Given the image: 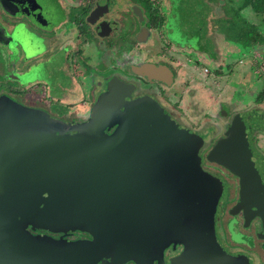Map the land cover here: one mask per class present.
<instances>
[{"label": "water", "instance_id": "water-1", "mask_svg": "<svg viewBox=\"0 0 264 264\" xmlns=\"http://www.w3.org/2000/svg\"><path fill=\"white\" fill-rule=\"evenodd\" d=\"M109 90L82 121L0 100V264H123L126 255L151 264L153 241L157 264L169 243L182 245L171 264H245L217 236L219 191L201 168L196 136L153 99L132 100L119 82ZM239 137L228 125L207 158L237 177L230 213L241 211L245 228L259 218L264 240V179ZM152 229L158 238H144Z\"/></svg>", "mask_w": 264, "mask_h": 264}, {"label": "flooded vegetation", "instance_id": "flooded-vegetation-1", "mask_svg": "<svg viewBox=\"0 0 264 264\" xmlns=\"http://www.w3.org/2000/svg\"><path fill=\"white\" fill-rule=\"evenodd\" d=\"M199 1L205 9H199L194 0H0V100L12 99L66 121H82L99 96L109 93V85L119 82L132 100L153 99L189 131L208 127L209 139L199 142L201 168L206 174L225 175L229 185H236V191L229 193L231 200L222 204L219 222L232 224L235 236L253 240L249 247L232 240L230 233L229 248L222 245L245 264H264V240L257 236L259 218L245 228L241 211L230 213L238 200L237 177L207 158L228 125L238 138L244 132L241 124L246 131L250 129L241 117L246 109L264 111V0ZM183 14L187 21L179 19ZM181 33L187 34V41ZM229 33L232 43L243 42L253 53L245 60L228 61V71L223 73L217 70L223 62L219 44L232 41ZM206 59L220 66L210 72L203 66ZM224 77L235 82V87L243 84L244 90L253 92L252 100L234 99ZM252 129L248 148L264 157V127ZM241 139L245 142L243 135ZM144 196L148 201L149 195ZM220 198L219 191L216 213ZM216 224L217 216L215 228ZM30 231L61 241L91 239L82 231ZM153 231L144 238H158ZM143 244L150 249L151 243ZM154 247L153 241L146 253L158 257ZM181 250L182 245L169 243L163 264H171L170 258ZM126 256L123 264H136L131 255ZM146 257L157 264L153 256Z\"/></svg>", "mask_w": 264, "mask_h": 264}, {"label": "rangeland", "instance_id": "rangeland-1", "mask_svg": "<svg viewBox=\"0 0 264 264\" xmlns=\"http://www.w3.org/2000/svg\"><path fill=\"white\" fill-rule=\"evenodd\" d=\"M194 3L199 9L204 8L201 1L194 0ZM65 8L67 10H69L67 8V6ZM183 17H184V14H183L182 18H179V19L182 21H187L186 18H183ZM184 25H185V23H181V25H180L181 28L185 29ZM177 28H178V26H177ZM178 29H180V28H178ZM181 34H182L181 35L182 39L187 41V37H186L187 34L186 33H181ZM223 36H225V35H223ZM223 36H222V39H223ZM228 38L232 41H226L227 45L222 43V42H220V44H219V48H220V51L222 53V58H223V62L221 64V66H220V63L215 61V60L211 61V60L206 59L203 62V66L207 67L210 70V72H214V70L217 69L218 66H220L217 70L220 72H223V73H227L228 68H229L227 65L228 61L238 62V60H240V59L245 60V58H247L248 56H252L253 50L251 48H249L247 45H245V43H243V42H241L239 44L232 43L234 40V38H232V33L228 34ZM205 45L209 46L211 51L214 50V46H213V44H210V42L205 43ZM228 45H230V46L228 47ZM210 76H211V74H210ZM224 78H226V77H224ZM224 78H222V79H224ZM227 79H229V78L225 79V83L227 84V86L232 87L231 96L234 95V99H236L238 101H242L244 103H247V102L252 100V95H253L252 93L253 92L248 93V91L244 90V88L242 86L243 84H239L237 86L238 89L236 91H233V89L237 88V87H235L236 86L235 82H233L231 79H229V80H227ZM56 114L59 115L60 113H56ZM241 117L244 120H246V123L248 124V128L250 127V129H247V131H246L245 125L241 124L242 130L244 131V132H242V135L244 137L246 144H248V142H250L249 133L251 134V132L253 131L252 128L253 127L254 128L255 127L256 128L264 127V111L260 110V109H250V110L246 109V113L244 115H242ZM191 132L194 134V136H196V138L199 142H202V141H206L207 139H209V134L211 131L207 127V128H202L199 131L192 130ZM242 135H241V137H242ZM263 142L264 141H262V144H261L262 150H264ZM248 146H249V144H248ZM249 149L253 154L252 162L256 166V169L258 170L257 172L260 174L262 179H264V157L259 154L258 150H254L255 148H252L250 146ZM213 172H214V175L216 174L215 176L209 174L208 172H207V174L209 175L210 180L213 183V185L216 188H218L220 193H221L220 205H219V207L217 209V213H216V216H217V224H216L217 235H218L219 239L221 240L222 244L225 246V248H229L230 233H232L231 234L232 240L248 243V245L250 247L251 242L253 243V240L251 238L246 237L242 234L235 236V234L232 232V229H231L232 224H227V222L224 220L219 222L220 214H223V213H221L222 204L231 200L229 198V193H230V191H236V185H233V184L229 185L225 175L215 173V171H213Z\"/></svg>", "mask_w": 264, "mask_h": 264}]
</instances>
